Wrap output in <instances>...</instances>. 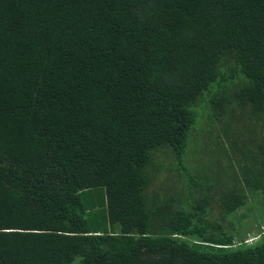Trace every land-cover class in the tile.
I'll use <instances>...</instances> for the list:
<instances>
[{"label": "trees", "instance_id": "obj_1", "mask_svg": "<svg viewBox=\"0 0 264 264\" xmlns=\"http://www.w3.org/2000/svg\"><path fill=\"white\" fill-rule=\"evenodd\" d=\"M235 107L259 136L264 0H0V264H264L208 217L264 219V138L197 173Z\"/></svg>", "mask_w": 264, "mask_h": 264}, {"label": "rangeland", "instance_id": "obj_2", "mask_svg": "<svg viewBox=\"0 0 264 264\" xmlns=\"http://www.w3.org/2000/svg\"><path fill=\"white\" fill-rule=\"evenodd\" d=\"M234 116H232L231 120L227 121L226 124H223V122H216L214 124L213 127L209 128L207 130V132L203 133H199L198 137L200 140L203 141L202 145H204V150L203 151H197L200 153V158L199 160L203 162V166L202 168L197 172L198 174H203V172L206 171V169H210L213 171H210L212 173H216L217 172V168L218 166H220L221 164H226L227 161V157H224L223 154L220 152V148L221 146H226V148L229 150V146L233 141V138H237L238 142H242L243 143H249V145L255 146L256 142L253 141V139H259V138H264V130H262L261 133H259V136H254L251 135L250 133H248L247 128H254V125H257V127L262 128V126H260V123L255 122H240L242 121V117H247V114L242 112L241 110H239L237 107L232 108ZM229 114H231L229 112ZM241 123V124H239ZM232 125L234 126V134L229 133L226 129H229L232 127ZM195 132V131H194ZM212 133H218L219 138H217V140H213L212 137ZM254 136V137H253ZM217 141V143H216ZM194 144V143H193ZM191 143V147L193 148V145ZM218 144V145H217ZM192 148L191 151H189L186 153L185 155V164L193 171L194 168H200L196 167V165H198L199 160H196V157L192 153ZM202 149V148H201ZM210 151H213V153H210ZM235 156V154H234ZM232 154H230V158L229 160L232 161L233 166H236L237 170H238V164L234 161L235 159L232 158ZM227 158V159H226ZM206 162V163H204ZM195 171V170H194ZM193 171V172H194ZM238 178L241 180L240 174L238 173ZM182 181L183 179L180 178L175 171L171 172L168 170V168L166 166H164L161 170V172L159 174H157V177L155 179V185L158 188H162V189H169L171 190V192H178L181 191V187H182ZM165 193V192H164ZM253 194L249 195V202H251V200L253 199L252 197ZM252 197V198H251ZM264 212V211H263ZM251 211L248 210H240L239 212H237L234 215H231L229 218H223V215L221 213V209L220 206L217 203H211L210 206V212H209V219L212 221H219L224 227H226L227 229H232L233 228V224H232V220H237L239 219V221H250L251 223L245 227H242V230L245 232L246 234V240L248 242L254 241L256 240L258 237L255 236L257 234V229L264 228V219L259 218L260 216H258L257 214H255L254 216L251 215ZM242 214H245V216H242ZM253 214V213H252ZM237 226H239V224H236ZM237 231V230H236Z\"/></svg>", "mask_w": 264, "mask_h": 264}]
</instances>
